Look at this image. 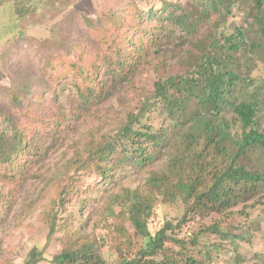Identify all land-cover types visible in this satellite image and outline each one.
<instances>
[{
    "label": "trees",
    "instance_id": "obj_1",
    "mask_svg": "<svg viewBox=\"0 0 264 264\" xmlns=\"http://www.w3.org/2000/svg\"><path fill=\"white\" fill-rule=\"evenodd\" d=\"M247 2H251L250 9H246ZM133 15L132 20L110 15L107 20L111 26L98 20L93 30L102 52L89 64V77L79 74L83 86L74 84L78 108L70 114L54 113L51 124L57 116L58 127L78 124L92 117L93 111L100 114L105 102L111 100L116 89L112 91L105 82L96 88L97 74L90 67L101 69L108 65L107 75L119 76V82L133 71L135 55L142 59L160 53L168 62L169 53L181 50L185 43H193L197 51L182 53L185 72L159 77L154 92L119 123L114 134L98 131L84 148H74L76 156L68 162L65 185L59 186L55 203L63 210L79 193L89 194L98 187L105 191L106 205L113 208L115 221L112 227L109 218H102L95 227L104 225L109 230L101 237L100 245H114L118 250L117 264H208L213 253L201 246L199 237L212 235L221 241L239 238L226 232L232 225V209L245 206L248 197L264 193V131L260 130L264 80L262 76L252 77L260 68L264 72V0H162L160 9L140 10ZM237 15L242 23H229ZM143 16L154 21L150 28L140 25ZM206 25L221 31L208 43L199 35ZM64 44L61 46L66 49ZM242 58L247 69L244 78L236 69ZM20 89L16 85L8 90L9 105L0 106V175L9 183L23 180V171L29 164L36 157L37 162L46 156L39 153L37 140L32 137L37 119L31 118L30 110L24 106L29 90L23 85L21 94ZM55 102L59 104L57 99ZM155 115L161 118L159 128L149 125L157 118ZM66 134L56 130L54 141ZM252 154L260 160L243 164V158ZM142 171L150 174L144 188L118 184V172L132 176ZM83 176L96 179L86 187ZM159 198L181 201L184 210L181 218L167 222L152 234L149 222ZM84 207L86 202L82 212ZM199 211L210 212L215 222L179 238L177 231ZM42 216L48 223L51 240L58 230V213L51 210ZM70 217L69 245L52 263L112 264L100 252L99 240L80 237L82 227L80 231L71 229L74 215ZM214 248L220 250L219 245ZM44 260V251L35 247L25 264H41Z\"/></svg>",
    "mask_w": 264,
    "mask_h": 264
},
{
    "label": "rangeland",
    "instance_id": "obj_2",
    "mask_svg": "<svg viewBox=\"0 0 264 264\" xmlns=\"http://www.w3.org/2000/svg\"><path fill=\"white\" fill-rule=\"evenodd\" d=\"M161 7L162 0H0V106L8 107V90L18 85L23 94L22 86L28 88L29 95L24 100V106L30 110L31 118L37 119L32 137L37 140L39 153L46 154L43 159L40 158L41 161L36 162V157L29 164L28 169L23 171V180L9 183L0 175V264H25L35 247L44 251L45 260L41 264H53L54 257L69 245L67 229L70 228L67 224L70 222L67 220L71 215H74L71 229L80 231L83 228L80 237L91 236L99 240V249L105 259L112 264L119 262L118 250L114 245H100L101 237H105L109 230L104 229V225L100 229L95 227L102 218H109L112 227L115 221L113 208L106 205V192L98 187L89 194L79 193L60 210L55 203L58 200L57 191L61 185H65L68 162L76 156L74 148H84L98 131H102L101 134H114L119 123L124 122L127 115L134 113L142 101L154 92L156 80L184 73L182 55L196 53L197 50L193 43H185L181 50L169 53L171 59L168 62L160 53L142 59L135 55L132 57L133 71L119 82L116 81L119 76L107 75L108 65L101 69L90 67L97 74L94 76L96 88H101V83L105 82L112 91L116 89L111 100L105 102L100 114L93 111L92 117L69 127L67 124L58 127V116L55 118L57 124H51V119L54 113L70 114L78 108L80 101L74 84L83 86L84 81L79 74L83 72L84 76L89 77V64L102 52L93 30L98 20L111 26L107 20L110 15H124L132 20L137 11L148 12ZM247 8H251V2H247ZM241 20L237 15L229 23L241 24ZM139 23L150 28L154 21H148L143 16ZM204 28L199 35L206 43L210 42L208 39L221 34L215 26L206 25ZM64 43H67L68 50L61 46H65ZM105 59L102 57L104 62ZM258 63L261 66V61ZM74 64L78 68H73ZM164 64L167 68H162ZM4 66L8 69L5 70ZM236 67L243 78L247 76L244 58L239 59ZM261 76L264 80L263 68L259 69L258 74L252 73L255 79ZM56 99L59 104L55 102ZM260 116V130L264 131V105ZM154 117L157 118L149 125L161 127V118L158 115ZM56 130H64L68 136L66 134L64 138L54 141ZM259 160L257 154H252L250 158H243V164H254ZM155 166L158 167L159 162ZM142 172L132 176L128 172H118V184L132 189L144 188L150 174ZM95 179L96 176L92 179L83 176L82 184L87 187ZM99 185L103 186L102 183ZM83 202H86V207L82 212ZM245 206L232 209V225L226 230L231 236L239 238L221 241L212 235L199 237L201 246L212 250L213 259L208 264H263L264 193L254 198L248 197ZM51 210L58 213L59 221L56 235L49 240L50 229L42 215ZM183 210L181 201L165 202L159 198L149 222L151 233L156 234L167 222L181 218ZM214 222L210 212L199 211L177 233L183 239L187 234L189 237L201 227ZM214 245H219L220 250L216 251ZM169 248L174 249L170 245Z\"/></svg>",
    "mask_w": 264,
    "mask_h": 264
}]
</instances>
